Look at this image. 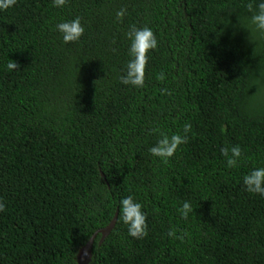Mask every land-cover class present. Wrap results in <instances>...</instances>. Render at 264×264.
Listing matches in <instances>:
<instances>
[{"label":"trees","instance_id":"16d2710c","mask_svg":"<svg viewBox=\"0 0 264 264\" xmlns=\"http://www.w3.org/2000/svg\"><path fill=\"white\" fill-rule=\"evenodd\" d=\"M250 2L16 0L0 10V264H76L115 213L88 264H264V197L242 184L264 167V34ZM77 16L84 32L64 43L55 25ZM132 25L157 39L143 88L119 79ZM186 122L187 142L167 162L148 152L162 133L185 135ZM237 144L229 168L220 149ZM128 195L146 214L139 239L119 219ZM185 200L193 213L181 218Z\"/></svg>","mask_w":264,"mask_h":264},{"label":"clouds","instance_id":"9594fccd","mask_svg":"<svg viewBox=\"0 0 264 264\" xmlns=\"http://www.w3.org/2000/svg\"><path fill=\"white\" fill-rule=\"evenodd\" d=\"M16 0H0V10H5L12 7ZM53 6L61 7L66 3V0H52ZM251 13L248 18L250 25L254 26L264 34V0H255V8L252 3L246 5ZM116 18L119 20L125 15V9L120 8L116 12ZM55 30L60 33L64 43L77 41L84 27L80 22V17L77 16L71 20H64L55 25ZM129 39L128 56L129 59L125 65L124 73L119 77L120 82L125 85H131L135 88L144 87V69L148 60L147 53L149 50H154L157 47V39L150 27L144 26L137 28L134 25L129 27L126 33ZM8 70H14L18 65L9 60L6 65ZM157 79L163 80L164 74L158 73ZM161 91H164L163 89ZM191 129L190 123L183 125L185 135L172 134L168 136L161 134L160 139L148 149V152L153 156L160 158L162 162H167L168 158L172 157L178 145L187 142L188 131ZM220 153L225 157L226 166L231 168L238 163L241 157L240 146L233 145L230 148L222 147ZM242 184L245 191L252 194H259L264 197V167H255L242 177ZM119 219L127 226L128 236L139 239L146 235V214L141 210L142 205L139 201L134 200L131 195L125 196L119 200ZM4 205L0 203V210H3ZM181 218H185L189 213H193V207L187 200L183 201L178 209ZM175 230L170 229L169 236L174 235ZM186 235V234H184ZM180 239L181 236H176Z\"/></svg>","mask_w":264,"mask_h":264},{"label":"water","instance_id":"95a60500","mask_svg":"<svg viewBox=\"0 0 264 264\" xmlns=\"http://www.w3.org/2000/svg\"><path fill=\"white\" fill-rule=\"evenodd\" d=\"M116 221V213L114 214L113 219L109 222V224L97 231H95L91 237L88 239V241L78 249L77 254H76V264H88L91 258V247L92 243L94 241V238L97 234L100 235V239L98 243H101L104 238L108 235V233L111 231L113 228L114 224Z\"/></svg>","mask_w":264,"mask_h":264}]
</instances>
